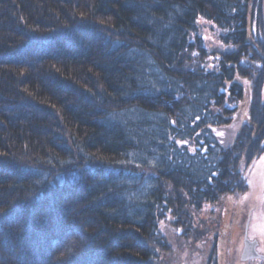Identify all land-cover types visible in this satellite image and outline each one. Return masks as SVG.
Returning a JSON list of instances; mask_svg holds the SVG:
<instances>
[{"label":"trees","instance_id":"obj_1","mask_svg":"<svg viewBox=\"0 0 264 264\" xmlns=\"http://www.w3.org/2000/svg\"><path fill=\"white\" fill-rule=\"evenodd\" d=\"M262 6L0 0V264H160L167 220L204 239L196 215L264 153ZM200 19L229 48L214 70Z\"/></svg>","mask_w":264,"mask_h":264},{"label":"rangeland","instance_id":"obj_2","mask_svg":"<svg viewBox=\"0 0 264 264\" xmlns=\"http://www.w3.org/2000/svg\"><path fill=\"white\" fill-rule=\"evenodd\" d=\"M262 9L264 10V0ZM198 33L202 38L204 53L199 59L208 70L217 69L221 53L229 48L219 39V30L210 22L198 21ZM193 56V55H192ZM246 101L238 106L231 125L218 129L219 140L225 145L233 143L240 126L247 121L249 88L244 85ZM264 153L247 167L242 163L240 172L247 187L245 193L226 197L217 204L205 205L196 215L198 222L204 221L205 238L199 242L180 237L181 231H175L169 220L161 223L159 231L169 247V252L160 255V264H207L213 245L216 247L217 264H243L240 261L242 236L246 223L247 235L258 239L264 249ZM204 228V229H203Z\"/></svg>","mask_w":264,"mask_h":264},{"label":"flooded vegetation","instance_id":"obj_3","mask_svg":"<svg viewBox=\"0 0 264 264\" xmlns=\"http://www.w3.org/2000/svg\"><path fill=\"white\" fill-rule=\"evenodd\" d=\"M248 231V224L246 223L245 230L243 232L242 236V246H241V252H240V261L243 264H264V249L260 247V243L258 239H255L253 237H249L247 235ZM247 238L250 242H256V245L254 246L255 252L259 255V257L251 258L252 249L250 250V247H247L248 245H245L244 238Z\"/></svg>","mask_w":264,"mask_h":264},{"label":"water","instance_id":"obj_4","mask_svg":"<svg viewBox=\"0 0 264 264\" xmlns=\"http://www.w3.org/2000/svg\"><path fill=\"white\" fill-rule=\"evenodd\" d=\"M244 242H245V245L247 244L248 246L247 247H250V250L252 249V256L251 258H255V257H259V255L255 252L254 250V246L256 245V242H250L246 237L244 238Z\"/></svg>","mask_w":264,"mask_h":264},{"label":"snow or ice","instance_id":"obj_5","mask_svg":"<svg viewBox=\"0 0 264 264\" xmlns=\"http://www.w3.org/2000/svg\"><path fill=\"white\" fill-rule=\"evenodd\" d=\"M262 160H264V157H261Z\"/></svg>","mask_w":264,"mask_h":264}]
</instances>
